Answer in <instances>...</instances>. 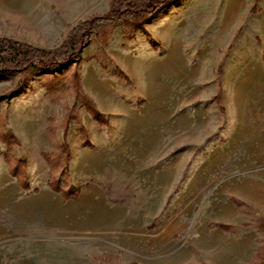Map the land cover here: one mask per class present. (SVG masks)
<instances>
[{
	"label": "rangeland",
	"instance_id": "obj_1",
	"mask_svg": "<svg viewBox=\"0 0 264 264\" xmlns=\"http://www.w3.org/2000/svg\"><path fill=\"white\" fill-rule=\"evenodd\" d=\"M110 1L0 0V37L56 49ZM19 80L0 77V264L264 261V0H177Z\"/></svg>",
	"mask_w": 264,
	"mask_h": 264
},
{
	"label": "trees",
	"instance_id": "obj_2",
	"mask_svg": "<svg viewBox=\"0 0 264 264\" xmlns=\"http://www.w3.org/2000/svg\"><path fill=\"white\" fill-rule=\"evenodd\" d=\"M176 1L111 0L109 10L105 14L92 16L87 20L79 22L68 33L62 45L56 49H43L25 42L0 37V77L17 76L20 78L18 89H25L30 85L32 78L39 75L60 73L67 69L68 66L76 63L81 56V50L85 49L91 43V35L97 28L109 24H118L120 26L138 29L147 24L160 11ZM116 72L126 81H130L128 76L121 70H117ZM72 79L75 82L77 92L80 94L88 109L99 120H104V116L95 110L92 102L83 94L79 75L75 73ZM215 101L220 105L221 112L224 113L221 90L215 97ZM0 137V140L3 142H16V138L11 133H6ZM64 153L68 154L67 146L64 149ZM15 165L25 166V163L20 160H15ZM12 175L17 177L15 169L12 171ZM19 183L22 189H29L26 182L19 180ZM49 187L53 192L61 194L65 200H76L81 194V189L75 192L63 190L58 181L50 182ZM234 203L240 209L246 207L240 201L235 200ZM220 228L225 231L231 230V227L225 225H221ZM257 229L261 234H264V218L259 220ZM259 264H264V261Z\"/></svg>",
	"mask_w": 264,
	"mask_h": 264
},
{
	"label": "bare ground",
	"instance_id": "obj_3",
	"mask_svg": "<svg viewBox=\"0 0 264 264\" xmlns=\"http://www.w3.org/2000/svg\"><path fill=\"white\" fill-rule=\"evenodd\" d=\"M169 65H171V64H169Z\"/></svg>",
	"mask_w": 264,
	"mask_h": 264
}]
</instances>
